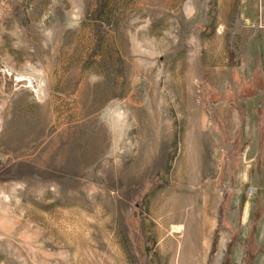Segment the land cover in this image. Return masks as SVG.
Masks as SVG:
<instances>
[{
    "label": "rangeland",
    "instance_id": "rangeland-1",
    "mask_svg": "<svg viewBox=\"0 0 264 264\" xmlns=\"http://www.w3.org/2000/svg\"><path fill=\"white\" fill-rule=\"evenodd\" d=\"M261 2L0 0V264H227Z\"/></svg>",
    "mask_w": 264,
    "mask_h": 264
},
{
    "label": "crops",
    "instance_id": "crops-1",
    "mask_svg": "<svg viewBox=\"0 0 264 264\" xmlns=\"http://www.w3.org/2000/svg\"><path fill=\"white\" fill-rule=\"evenodd\" d=\"M259 8L264 17V0ZM261 65L264 70V55ZM236 83L235 96L227 97V114L242 103L244 124L239 144L224 162L226 235L220 243L227 248V264H264V74ZM246 179L255 181L246 185Z\"/></svg>",
    "mask_w": 264,
    "mask_h": 264
},
{
    "label": "trees",
    "instance_id": "trees-1",
    "mask_svg": "<svg viewBox=\"0 0 264 264\" xmlns=\"http://www.w3.org/2000/svg\"><path fill=\"white\" fill-rule=\"evenodd\" d=\"M259 39H260V34L259 35L257 34V36L255 37V40H254L255 48L258 47V44L260 45ZM254 51H257V48ZM256 57H255L253 63L251 64L250 72H251L252 76L264 74V70L261 67L262 66L261 65V59L263 57V54L260 55V53H258V57L257 58Z\"/></svg>",
    "mask_w": 264,
    "mask_h": 264
},
{
    "label": "bare ground",
    "instance_id": "bare-ground-1",
    "mask_svg": "<svg viewBox=\"0 0 264 264\" xmlns=\"http://www.w3.org/2000/svg\"><path fill=\"white\" fill-rule=\"evenodd\" d=\"M173 209H176L175 206H174ZM171 218H173V216H172ZM183 229H184V227H183L182 225H180L179 227L174 228V231H173V232H174L175 234H178V233H181V231H182ZM194 257H195V256H194ZM192 262H193V261H192ZM192 262H191V263H192Z\"/></svg>",
    "mask_w": 264,
    "mask_h": 264
},
{
    "label": "built area",
    "instance_id": "built-area-1",
    "mask_svg": "<svg viewBox=\"0 0 264 264\" xmlns=\"http://www.w3.org/2000/svg\"><path fill=\"white\" fill-rule=\"evenodd\" d=\"M243 26L244 27H248L249 26V24L247 23V22H243ZM252 27H255L254 25L252 26ZM248 193L250 194V195H252L253 193H254V191L252 190V189H250L249 191H248Z\"/></svg>",
    "mask_w": 264,
    "mask_h": 264
}]
</instances>
